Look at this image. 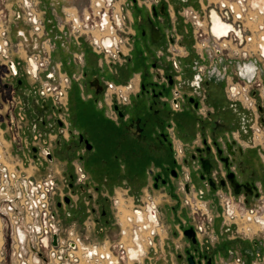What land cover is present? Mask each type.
Segmentation results:
<instances>
[{"label":"built area","instance_id":"1","mask_svg":"<svg viewBox=\"0 0 264 264\" xmlns=\"http://www.w3.org/2000/svg\"><path fill=\"white\" fill-rule=\"evenodd\" d=\"M164 1L169 4L168 10L174 24L173 29H167L166 35L170 59L177 72H180L179 57L194 53L198 60L196 83L201 102L200 113L205 117L211 115L215 106L210 102V85L224 82L223 88L227 99L240 106L242 113H246L247 119L241 126L248 132L251 144L264 145V0H198L197 5H184L178 12L169 0ZM21 2L27 9L26 20L32 32L28 31L27 35L20 30L21 36L25 40H29V37L31 41L38 37L42 39V43L50 40L47 38L44 18L37 12L35 3L32 0ZM135 2L139 5L146 4L151 10L152 5H158L161 0ZM122 4H117L116 0H93L95 18L92 19L90 13L86 14V10H83L81 15L73 16L71 19L73 36L79 39L84 36L83 33L93 35L95 30L107 33V36L113 39V43L106 46L103 41L93 38L94 50L104 53L106 59L108 54L115 58L117 55L119 58L124 56L123 39L120 35L126 32L125 22L128 15L126 12L124 14L125 7H122ZM179 18H182L185 25L182 34L177 30ZM60 23L63 28L64 22ZM2 25L4 27V24ZM216 25L222 28L219 29ZM0 30V36H3V39H0V54L7 60L2 62V66L8 68L4 69L5 72L1 75L0 81L3 84L11 76L10 64L20 62L23 65V62L7 59L9 31L6 26L2 29L1 24ZM187 36H191L192 42L184 40ZM42 52L46 56H42ZM27 56V64L23 66L26 75L34 77L31 78L33 81H30L32 87H37L41 98L52 99L57 106L66 110L65 97L69 82L60 73L61 63H56L60 81H53L48 77L46 81H42V75L49 71L51 55L40 49L36 53H28ZM76 59L80 57L77 55ZM31 61L34 62L33 68ZM109 88H115L117 96L122 95V89L114 87L113 84L110 83ZM2 94L6 95L7 99L4 105L0 106V114L5 117L0 118V264H5L9 258L12 259L11 264H73L74 260L79 262V256L74 254V250L78 248L80 241L68 239L64 242L57 224L59 220L57 223L55 220L57 215L51 211L54 176L49 174L37 177L21 167L18 168L16 164L11 167L12 141L5 138L9 127H4L3 121L8 122L7 114L11 108L15 111L20 110L22 104L14 86L3 90ZM234 135L237 141L241 140L238 131ZM222 177H226L224 172ZM257 187L259 194L256 198L244 192L236 193L228 182L217 190L216 197L221 208L223 228L229 231V226L233 224L239 228V224L234 221L237 210L248 211L254 217L247 221L257 223L262 226L259 230H264V225L259 220L264 215L259 214L261 211L264 212V185L258 182ZM187 201L195 215L206 216L207 222L198 226L197 230L201 227L202 231H209L214 218L209 217L204 211L203 200L201 204L195 198H188ZM133 202L132 213L128 215L126 222L123 223L119 219V238L106 246L105 252L99 253L98 246L83 247L86 264L139 263L148 257L150 250L156 249V239L161 229L158 204L150 197V193H147L142 205ZM241 232L249 235L256 231L250 224L246 231ZM65 244L72 247L70 251L65 250ZM129 248H133L135 256L130 254Z\"/></svg>","mask_w":264,"mask_h":264},{"label":"flooded vegetation","instance_id":"2","mask_svg":"<svg viewBox=\"0 0 264 264\" xmlns=\"http://www.w3.org/2000/svg\"><path fill=\"white\" fill-rule=\"evenodd\" d=\"M173 1L181 5L198 4V0H169V3L175 8L176 4ZM138 6L137 8L143 10L144 13L135 15L134 10L137 8L133 9L131 25L135 26V31H130L128 35L130 39L135 38V54L137 53V56L141 55V57L147 55L144 50L141 54L137 52L138 44L141 45L142 42H145V45L151 49V57H155L152 53V45L161 47L158 56L152 60V70L148 68L143 70L142 87L138 95L139 102L135 104L129 102L127 105V98L125 100L123 94L117 96L114 92L115 96L112 97L113 100L110 103V114L108 116L104 114L100 119L98 117L93 119L92 116L82 118L81 122L84 125L82 130L77 129L75 117L70 110L67 111V107L66 110L61 109L52 99L41 98L37 87H32L24 66L20 62L10 64L11 76L9 80L3 84L0 81V84L3 85L2 91L9 89L11 85L14 86L16 93L20 95L22 105L20 110L10 109L7 114L9 125L5 124L4 127L8 126L12 131V145L16 149V153L20 154L22 163L29 164L30 161H33L39 166H45L59 162L71 165V167L79 164V169L69 170L67 181L70 190L81 194L77 199L64 194L62 199L57 200V208L59 210L67 206V216L79 212L78 216L81 217L83 212H80V209L83 208L79 203L81 200H85L82 194L89 192L87 199L93 202L90 208H84L86 209L84 213L90 212L95 215V225L108 226L113 213L110 198L98 195V193L103 194L101 186L112 188L114 183L122 182L124 177H128L131 181L137 180L143 175L142 173L152 177L151 187L153 188L165 186L169 189H176L180 184V175L186 177L183 186L186 191L197 188L196 181L193 179V171H195L200 180L216 195L217 190L223 186L219 173L227 174L224 168L227 160L229 168L233 169L241 183H248L251 186L250 189L245 186L241 192L252 195L254 198L258 197L257 183L264 185V163L259 166L258 170L256 168L249 169L248 164L242 158L244 157L243 148L234 135L238 130V125H242L246 121V113H242L238 105L230 102L224 96L222 104L214 105L215 109L209 117L203 116L199 111L201 102L197 94L196 75L194 74L188 83V86L191 87L189 91L182 89L181 83L183 79L186 80L185 71L180 69L178 75H174V71L177 72V69L170 59L166 35L167 29L170 28L169 19L171 20L168 2L161 0L158 5H152L151 10L146 4H138ZM44 24L47 32L46 23L44 22ZM163 40H166V45L161 44ZM82 43L87 42L83 40ZM92 49L94 48L92 47ZM98 55V58L103 59V63L106 64L105 55H101V53ZM62 57L64 62L61 64L60 73L68 80L69 87L73 88L75 82H78L80 88L81 84L86 85L93 89L91 96L98 99L101 96L104 97L110 83L114 87L120 86L108 81L105 75L101 74L102 72L90 73V70H83L82 77L70 75L67 67L73 64L70 65L67 62L66 53L63 52ZM88 59H90L89 55ZM33 64L34 62L31 61L32 68ZM4 69L8 68L5 65L0 66V73L3 74ZM46 75L53 81H60V74L57 70L54 72L52 66L48 73L44 74V76ZM169 87L172 88L170 95L167 92ZM188 110L198 113L200 119L204 121L200 120L202 142L198 145L185 147L184 151L189 155L184 157L182 164L183 148L177 147L176 124L171 120V115L175 112ZM95 122L108 126L96 127ZM18 123L20 124L18 125ZM51 136L54 138L51 139ZM207 148L210 149V153L207 152ZM73 156L76 157L74 161ZM193 157H196V161H193ZM212 164L213 170L210 166ZM184 166L190 167L191 170L187 173ZM219 168H222L221 172L216 171ZM208 170L210 171L208 172ZM227 182L229 183V181ZM97 183H101V185H97ZM92 186L97 192V196L89 189ZM248 190L252 192L250 193ZM54 192L56 193L55 190ZM117 201L119 200H115V202ZM186 202L188 203L187 200ZM122 209L126 212L125 208ZM190 211L195 221L198 214L195 215L191 206ZM189 227H194L197 242L194 243L192 238L185 235L184 230L188 229L187 227L182 229L181 232L187 238L189 245L184 248V253L180 256H185L189 264H198L203 261L205 264H215L213 250L202 246L203 242L198 236L197 227L195 225ZM101 229L103 230V228ZM228 233L230 232L226 231V234ZM251 242L252 247L256 248L255 256L260 259L259 262H264L261 243L256 240ZM227 251L230 258L234 256L232 248ZM238 254L234 259L242 264H247L242 250ZM131 255L135 256L136 253L131 252ZM190 256H193L195 263H191Z\"/></svg>","mask_w":264,"mask_h":264},{"label":"rangeland","instance_id":"3","mask_svg":"<svg viewBox=\"0 0 264 264\" xmlns=\"http://www.w3.org/2000/svg\"><path fill=\"white\" fill-rule=\"evenodd\" d=\"M32 1L36 5L35 8L37 12H39V14L42 15V17L46 20L47 27L49 28V30H51L50 33L53 32V36H56L59 31L55 26L56 24L55 21L62 20L64 22V27L62 28L60 25L61 23L59 21L60 28L64 30L65 32L63 35L64 38L63 37H59L57 39L50 38V40L47 39L45 43H42L43 42L42 39L38 37H35V39L33 38L32 39L33 41H31L29 37H28L29 40H25L19 32L20 30H23L25 34L27 35H28V31L31 32V27L28 24V20H26L27 19L26 18L27 9L23 7L21 0H0V15H1L0 24H1L2 29H4L6 26L9 31L8 37L10 40V45H9V56L7 57V59L10 58V59L19 60L23 62V65H26L27 64L26 58L28 57L27 56L28 53H32V52L36 53L40 49L42 51L45 50L47 54H50L52 56L50 66H52V70L55 72L56 71L55 61L58 60V56L61 53V48L59 47L54 48L53 42L56 40L59 43L63 42L65 45H67L68 42L66 41H69L67 40L70 37L69 35L73 36L71 19L73 16H76L78 14L81 15V12L83 10H86V14L90 13L92 15V19L95 18L93 15V12H94L93 0H32ZM116 2L117 4L123 3L122 7H125L123 11L124 14L126 12V14L130 16L129 19H127L125 22L126 32L125 33L123 32L120 35V37L123 39L122 51L124 53H129L127 51L129 47L128 44L130 43L131 39L128 37V35L130 31H133V32L135 31V26L131 25V20H133V17L131 15H132L133 9L134 8L136 9L139 6H138V3L135 2V0H116ZM173 2L175 3V1ZM175 4H176L177 12L181 10L184 6L177 2ZM137 13H144V11L137 8V10H134V14L136 15ZM178 21L179 22H178L177 30H179L180 33L182 34V32L184 31L185 25H184V22L182 21V18L181 19L179 18ZM2 24H4V27ZM169 27L172 29L174 28V24L170 19H169ZM118 34L120 33L118 32ZM78 35L79 34L77 33V36ZM83 35H84L82 36L83 40L86 41L89 45H91L94 48L93 43H92V41H94L93 38H97V35L99 37H102L104 33L99 32L98 30H95L93 35L91 33L89 35L83 33ZM49 37H51V35L50 34L48 35L47 33V38ZM0 39H3L2 35L0 36ZM185 39H187L189 43L192 42L191 36H187L185 37ZM80 40H81V37H80ZM161 44L166 45V40H163ZM137 52L138 54H141L143 52V49L141 48L140 43L138 44ZM41 54L42 56L45 55V53L43 52ZM101 55H105V54L101 53ZM109 55L110 54L107 55L108 63H112V64H114L113 62L119 63L118 62L119 59H122V60L123 58L125 59V56H123L122 58L121 57L119 58L117 55V57L115 58ZM192 55L194 56L195 54L192 53ZM135 58L138 59L139 69L142 68L143 66L144 67L146 66V59L144 57H141L140 55V56H136ZM4 61H7L6 57L0 54V66H2V62ZM67 68H68L69 74L73 75V72L76 70L75 66L72 65V66H68ZM96 70L100 73L102 72L101 74H104L106 77H111V75H109V72H108L109 70L107 69L102 70V68L96 67ZM1 75L3 74L0 73V80L2 79ZM174 75L175 76L178 75V72H176V70L174 71ZM186 75H187V70L185 71V76ZM46 76H44L43 74L41 80L46 81L48 77ZM27 78L30 79L29 81H33L31 78H34V77L31 75H27ZM0 86H1L0 106H2L4 105L7 99L6 98L7 96L2 94L3 85L0 84ZM223 87H224V82H218V83L212 84V98L213 99L216 98L218 100H221V102H223L224 100L223 99L224 98V94H223L224 88ZM167 92H168V95H170L172 93V88L171 87L167 88ZM72 93L73 94L78 93V95L81 94V88L78 82L74 83L73 88H72ZM94 103L96 104V102ZM223 105L225 104L223 103ZM187 112L195 119L196 122L197 121L200 122V120H202L200 119V115L198 113H194V111L192 110H188ZM0 118L5 119L3 115H1ZM3 124L9 125L6 120L3 121ZM199 129H201V127ZM12 136H13V133L9 128L8 132L5 134V138L10 141ZM261 151L264 153V149ZM16 152H17L16 149L12 145L10 147V154H11L10 163H12L11 167H13V165L16 164L18 168L21 167L22 169L26 170L28 173H33V170L37 168L38 173L40 172L42 174H44L46 170H49L50 168L54 169V172H53L54 175L53 174L52 175L55 178L54 190L56 191V193L54 192L52 194V199H51V209L52 210L51 211L57 214V217L55 218V220H56V223L59 220L57 224L60 228L61 237L64 240V242L68 241V239L80 241V245L78 242V248L74 250V254L79 256V259H78L79 262L74 260L73 264H83V263L86 264L87 263L85 262L86 258L84 255V252H85V250L83 249L84 246L85 247L86 246L87 247L98 246L100 250L101 249L103 250L104 248H106V246L110 245V243L114 242V240L119 238V235H120L119 219L120 221L122 220L126 221L128 215L132 213L130 209L132 208V206H134L133 198H130L129 195L134 196L136 198L134 199V201L136 200L135 204L142 205V201L146 200L147 192L150 194H153L150 181L144 182V187H141L140 189L132 188L128 192H127V186L129 185V183H122V182L114 183L112 188L102 185L101 191L103 192V194L98 193V195L99 197L102 195V197L110 198L113 213L111 214L112 215L111 222L108 224V226H104L103 224L95 225V220H94L95 215H93L90 212L84 213L86 210L84 208H88V207L90 208V205L93 202V201L90 202L87 199L89 192L82 194V197L83 199L86 200V203H85V200H81V203H79V205H81L83 208V209H80V212H83L82 214L83 216L79 217L78 216V214H80L79 212L76 213L75 215L67 216L66 214L68 210L67 206H64L62 209H59V210L57 208V200L62 199L63 198L62 196L64 194H67L75 199H77L78 196H80L81 194V193H74L72 190H70L68 181H67L69 170L74 169L75 171V168L79 169L78 163H77L78 165L77 166L75 165L74 167H71V165H66V164H64L62 167L59 162L58 163L54 162L51 164H47L45 166H39L33 161H30L29 164H23L20 154H17ZM75 159L76 157L73 156V161ZM248 159H250L254 164L256 163L258 164L259 162H261V164L263 163L261 161L262 160L261 154L257 150L252 152ZM258 168L259 167H256L257 170ZM197 174H198L197 172L193 171V179L196 181L197 188H198L203 184V182L200 180ZM97 185H101V183L100 184L97 183ZM89 189L95 194V196H97V192L94 191L93 186L90 187ZM145 189L146 191H143ZM186 199L188 198L186 197ZM102 200H104V198H102ZM115 200H119V201L115 202ZM183 200L184 199H182V201ZM88 202H90V204H87ZM185 205L186 207L190 209L189 203ZM257 206L258 205H256V207ZM122 208H125L126 212ZM77 210L79 211V208H77ZM219 211H220V208L218 207L217 209H215V214H217ZM241 212L243 211H239L238 213H236L237 216L234 219V221H236L239 224V228H237L238 225L236 224H233L231 227L229 226L230 233L228 234H226V231H227L226 228L222 227V217L216 215L213 228L215 230V233L219 235V243L217 245V248H215V251L212 252L214 254L213 261L215 264H242V263H238V261L234 259L237 255H239L238 253L241 250L244 253L245 258H249V259L252 258L250 262L251 264H256V263L263 264L264 263V262H259L260 259L255 256V249L251 245H249L251 243L248 242V241L256 240L259 243H261L262 255H264V230H259L260 227L255 226L257 225V223H250L247 221L246 218L251 216L248 211H245L243 213ZM259 214L262 215L264 214V212L261 211V213ZM201 220H202V216L197 215V221L201 222ZM250 224L252 225V227L254 226V230L257 229L255 230L256 232H253L254 234L251 233L249 235L244 234V232L242 233L241 231H244V230L246 231V228L250 226ZM101 228H103V230ZM187 228H189V226ZM179 231L181 232L180 229ZM159 232L162 233V228L159 230ZM181 233L183 234V232ZM226 237L230 238V240H227ZM159 238H160V235L156 239L157 242ZM175 238H177V235L173 234V231H169L168 238L166 239V243L163 248L157 247L158 252H155L156 249L153 251L150 250L147 258H145L143 261L139 263L136 262L134 264H172L173 261L176 262V264H182V263L186 264L187 263L186 261L179 260L178 254L179 253L183 254L184 250L181 248L180 250L177 251L178 246L174 245ZM207 239L208 237H202V242H203L202 246L204 248L207 247L210 249H214V246H216V243L214 245L212 244L213 242L210 239L208 240ZM71 248H72L71 246H68L65 244L66 251H70ZM229 248H232L235 253L234 256H232L231 258L227 251ZM245 254L246 255L248 254V256H246ZM11 256H12V253H11ZM182 258H185V257L181 256V259ZM10 261H12V259L9 258V261L7 262L11 264ZM7 262H5V264Z\"/></svg>","mask_w":264,"mask_h":264},{"label":"crops","instance_id":"4","mask_svg":"<svg viewBox=\"0 0 264 264\" xmlns=\"http://www.w3.org/2000/svg\"><path fill=\"white\" fill-rule=\"evenodd\" d=\"M132 16V15H131ZM45 20V19H44ZM59 21L61 20H56L55 21V26L59 30L56 36H53V32L50 33L51 30L47 27L46 24V29L48 35L50 34L51 37L49 38H59L63 37L64 38V31L60 28ZM45 23L46 20H45ZM53 31V30H52ZM71 39H67L69 41L67 45H65L63 42L59 43L56 40L53 42L54 48H61V53L58 56V60H56V63H63L64 58L62 57V53H66L68 56L67 62L71 65L73 64L76 68V70L73 72L74 76L80 75L82 77V72L83 70H90V73H97L98 71L96 70V67L102 66L103 70H109V75L111 77H106V79L110 82H113L115 85H120L116 86L119 89H122V94L125 97V100L127 98V105L129 102L136 103L139 102L138 95L140 94V90L142 87V73L145 68L151 69L152 70V60L153 58H156L158 56V53L160 52V48H158L156 45H152V53L155 55V57H151V49L148 48V46L145 45V42H142L140 46L141 48L145 51L147 54L144 56L146 59V66L142 68H138V59L135 58L137 56L136 48H135V43L134 39H131L130 43L128 44V51L129 53H125V59H119V63H103V59L98 58V53L95 52L94 49H92V46H90L88 43H82L83 40H80L76 38V36H71L69 35ZM66 39V38H65ZM52 40V39H51ZM62 46V47H61ZM144 46V48H143ZM156 49V50H155ZM79 56L80 59H76V56ZM89 55L90 59L87 60V56ZM195 56V55H194ZM192 54L186 56V57H179L178 62L180 64V69L184 71L187 70V77L186 80L183 79L182 81V89L184 91H189L191 87L188 86L189 81L192 79V76L195 74L196 75V64L198 62L197 57H194ZM98 59V60H97ZM110 64V65H109ZM96 66V67H95ZM185 73V72H184ZM196 82V81H195ZM82 83V82H81ZM116 89L109 88L107 89L106 94L98 99H95L91 95H93V89L87 87L86 85L81 84V94L78 95V93L73 94L72 93V87L68 85L67 91H66V97H65V102H66V107L67 111L70 110L72 112L73 116L75 117V125L77 129L82 130L84 128V125L81 122V119L86 116H92L93 119L98 117L102 118V115L104 114L108 116L111 112V107L110 103L113 100L114 91ZM210 102L217 106L222 104L221 100L218 99H213L212 98V84L210 85ZM223 94L225 96V93L223 91ZM96 102V104L94 103ZM105 111H103V110ZM171 120L175 122L176 124V141H177V147L183 148V152L181 153L182 156V164L184 162V159L186 156L188 157L189 153L185 152L184 149L185 147L189 145H198L201 144L202 138H201V129H199L200 122L195 121V119L187 112H175L172 113L171 115ZM97 125L96 127L102 128L103 126L106 127L108 126L107 124H99L98 122H95ZM202 128V127H201ZM238 134L241 135V140L238 141L240 146L243 148L244 152V157H242L245 162L248 164L249 169L254 170V168L259 167L261 163L259 162L258 164L256 163L253 164V162L248 159L249 156L251 155L252 152L254 151H259L262 157V162L264 163V153L261 151L264 149V145H253L250 142L249 139V134L245 129H242L241 125H238ZM236 134V132H235ZM54 136H51V139H53ZM185 157V158H184ZM161 161V160H160ZM61 166L63 167V163H60ZM183 166V165H182ZM180 167V166H179ZM181 168V167H180ZM184 170H187V173L191 170L190 167H183ZM54 169H49L46 170L44 174L38 173V169L36 168L33 170V174L37 177H42L46 176L49 174L54 175ZM201 172V171H200ZM143 175L137 179V180H130L128 177L123 179L122 183H129L127 186V192L128 189L131 190L132 188H141L144 187V182L150 181V184L152 186V177L151 176H146L145 173H142ZM185 179V180H184ZM186 177L184 178L183 176L180 175V184L179 186L174 189H169L168 187H160V188H153L152 187V193L150 194V197L155 200L158 204V211H159V218L161 221V228H162V233H160V238L158 239L157 245H156V251L157 247L163 248L166 239L168 238L169 231H173V234L177 235V238L174 239V245L178 246L177 251L180 250L181 248L184 250L186 246L189 245V242L186 237H184V234H182L180 230L191 226L195 225L196 227L201 226L202 224H205L206 221V216H202L201 222L197 221V217L195 218V221L193 220L191 211L188 207H186L185 204L186 202V197L187 198H192L194 199L195 197H200L203 200V203H205L204 211L207 213L209 217H213L214 220L216 218V215L222 217L220 215V211L215 214V209L218 207L220 208V205L218 204V198L216 195H214V191L210 189V187L206 186L205 183H203L200 187L192 190H186L184 191L183 186L185 185ZM143 191H146L143 190ZM142 191V192H143ZM203 192V193H202ZM148 193V192H147ZM199 193H202V195H199ZM133 195V194H132ZM130 198L136 199L134 196L129 195ZM184 199V203L182 201ZM221 210V208H220ZM213 224L210 225L209 231H205L201 229V227L198 229V236L202 239V237H208L216 246H214L213 251H215V248H217V245L219 243V235L215 233V230L213 228ZM180 232V233H179ZM183 236H182V235ZM227 238V237H226ZM207 239V240H208ZM229 239V238H227ZM249 245H252L251 241H248ZM180 247V248H179ZM256 249V248H255ZM153 251V250H152ZM217 251V250H216ZM179 260L186 261L185 258L181 259L180 253L178 254ZM185 257V256H183ZM247 264H251V259L246 258ZM187 262V261H186ZM237 262V261H236ZM180 263V262H179ZM205 261L202 263L198 264H204ZM240 263V262H238ZM172 264H176V262H172ZM184 264V263H182ZM186 264H189L188 262Z\"/></svg>","mask_w":264,"mask_h":264},{"label":"water","instance_id":"5","mask_svg":"<svg viewBox=\"0 0 264 264\" xmlns=\"http://www.w3.org/2000/svg\"><path fill=\"white\" fill-rule=\"evenodd\" d=\"M116 108H118V107L116 106ZM207 152L210 153V149H209V148H207ZM193 161H196V157H193ZM201 161H203V158H201ZM210 166H212V170H213V169H214V168H213V164L210 165ZM224 168H225V170L227 171L226 177H222V173H219V174H220V177H222L221 184H222L223 186H225L226 183H227V181H229V183H230L231 186L234 188V190H235L236 193H240L241 190H242V188H244L245 186H246L248 189H250V187H251L250 184H248V183H246V184L241 183V181L238 179V177H237L236 173L233 171V169H230V168H229V165H228L227 160H226V165L224 166ZM221 169H222V168H219V169L216 170V171L221 172ZM209 171H210V170H208V172H209ZM211 184H212V183H211ZM212 186L215 187V185H213V184H212ZM248 191H249L250 193L252 192L251 190H248ZM249 192H248V193H249ZM184 233H185V235H187L189 238H192L193 241H194V243L197 242V238H196V236H195V229H194V227H189L188 229L184 230ZM55 243H56V242H55ZM189 259H190L191 263H195V261H194V259H193V256H190Z\"/></svg>","mask_w":264,"mask_h":264},{"label":"bare ground","instance_id":"6","mask_svg":"<svg viewBox=\"0 0 264 264\" xmlns=\"http://www.w3.org/2000/svg\"><path fill=\"white\" fill-rule=\"evenodd\" d=\"M100 4V2H98V4L97 5H99ZM96 11H97V9H96ZM216 27L217 28H222L221 26H219V25H216ZM97 38H98V40L99 41H103V43L106 45V46H110L111 45V43H113V39L112 38H110L109 36H107V34H104V37H99L98 35H97ZM258 141H261V140H258ZM195 200L199 203V204H201L202 203V200L199 198V197H195ZM234 207H232V209H233ZM131 210V209H130ZM231 210V209H230ZM132 211V210H131ZM235 213H238V211L237 210H235ZM257 215V214H256ZM255 215V216H256ZM247 216V215H246ZM252 217H254L253 215H251V216H249V217H247L246 219H251L252 220ZM260 221H262L261 223L264 225V215H263V217H260V219H259ZM122 222L123 223H125L126 221L124 220H122ZM254 223V222H253ZM255 226H257V227H262V226H260V225H255ZM248 230V229H247ZM255 230H257V229H255ZM107 250V247L106 248H104L103 250L101 249H99V253H103V252H105ZM129 252H130V254H131V252H135L134 250H133V248H129Z\"/></svg>","mask_w":264,"mask_h":264}]
</instances>
